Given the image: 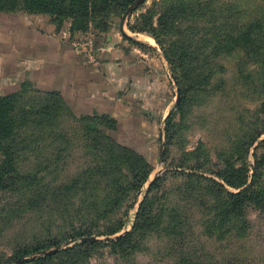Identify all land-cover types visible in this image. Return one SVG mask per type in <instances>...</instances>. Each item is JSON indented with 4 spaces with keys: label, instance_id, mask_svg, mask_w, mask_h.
Here are the masks:
<instances>
[{
    "label": "rangeland",
    "instance_id": "374dc122",
    "mask_svg": "<svg viewBox=\"0 0 264 264\" xmlns=\"http://www.w3.org/2000/svg\"><path fill=\"white\" fill-rule=\"evenodd\" d=\"M152 2L134 0L126 10L111 9L107 31L91 25L87 31L74 34L69 30L70 20L56 28L47 13L0 11V94L19 91L23 82L29 88L18 105L23 111L17 114L21 121L24 116L29 117L16 127L14 135L4 140L16 152L17 168L29 176L0 190V264H176V252L170 251L169 235L163 231L171 223L169 217L181 226L191 248L202 249L203 260L251 259L257 264L264 261L263 210L253 203L244 209L249 237L238 243H245L250 254L242 252L227 235L222 240L206 236L215 227H207L208 212H201V205L194 203L204 200L205 194L195 188L200 176L219 179L212 171L221 167L223 150H232L240 140L247 141L256 133L261 135L249 146L245 162L250 169L256 164L263 171L264 181L261 57H249L245 66L239 65L241 61L235 57L219 58L224 66L213 67L214 73L206 83L183 81L186 99L179 105L181 83L175 73L180 74L182 68L171 51V60L167 59L157 40L167 48L173 36L163 35L158 29L131 28ZM156 19L155 14L154 26ZM59 43L67 46L59 51ZM75 52L83 63L63 75L62 66ZM44 57L47 61L38 64V59ZM89 67L97 70L98 75L85 71ZM195 71L196 68L190 75ZM119 72L124 75L120 82L116 80ZM132 72L135 81L130 76ZM71 77L73 84L69 83ZM97 90V96L108 94L104 99H96L93 92ZM52 91L58 93L73 114L107 117V123L114 126L103 127L109 136L105 139L107 146H124L146 159L151 167L142 187L137 191L127 188L118 194L120 200L110 211L104 210L100 200L109 196L120 172L103 170L102 166L108 167L110 161L96 166L90 163L83 146L70 147V140L59 137V119L55 121L57 127L30 119L31 106ZM74 101L85 107L84 112L79 107L75 109ZM170 114L172 120L166 125ZM60 121L62 127H68L66 115ZM98 154L104 159L108 156ZM118 166L128 177V169L122 164ZM92 170L93 174L86 175ZM155 182L156 186H152ZM141 208L146 209L148 221L131 236L127 249L112 247L110 241L133 229ZM163 210L167 217L161 222ZM119 222L123 223L122 228L109 234ZM143 228L146 232L141 231ZM78 231L83 234L14 256L19 246L31 248ZM93 242L103 245L74 253V259L68 258L72 251H64ZM47 255L45 261L38 260Z\"/></svg>",
    "mask_w": 264,
    "mask_h": 264
},
{
    "label": "trees",
    "instance_id": "16d2710c",
    "mask_svg": "<svg viewBox=\"0 0 264 264\" xmlns=\"http://www.w3.org/2000/svg\"><path fill=\"white\" fill-rule=\"evenodd\" d=\"M133 1L0 0V11L22 9L47 13L56 28H59L65 20H70L69 30L71 34H74L87 31L91 25L101 31H107L109 28V11L113 8L126 10ZM155 14L157 16L156 26L153 25ZM131 28L134 31L146 30L147 28L158 29L163 35L173 36L167 48L164 47L160 39L157 40L163 47L162 52L167 59L171 60L169 53L171 51L175 56V61L182 68L180 74L175 73V78L181 83L179 105H182L186 99V94L182 88L183 81L187 83L190 79L194 83L197 81L206 83L205 80H209L211 74L214 73L213 67L217 66L221 69L224 66L218 62L219 58L228 60L235 57L240 59L239 65L245 66L244 64L249 61V57H261L260 64L264 65V0H153L151 6L139 15ZM154 34L158 38V32ZM245 58H247L246 61ZM252 61L256 62L254 59ZM195 68V73L190 75V72ZM22 84L23 86L19 91L0 94V190L13 183L27 180L29 176L17 168L14 148L4 143V140L14 135L16 127L29 117V115L24 116L23 121L17 117V114L23 111V108L18 106L20 100L24 93L29 91L26 86L27 83L23 82ZM262 87L264 90V84ZM40 99L41 101L29 109L30 119H39L37 122L40 124L49 122L54 127L58 126L55 121L59 119V137L70 140L72 142L70 147L83 146L85 156L90 163L96 166L102 164V161L104 164L110 161L108 167L102 166L103 170L109 172L113 169V171L118 170L120 172L121 176L112 183L114 189L110 190L109 196L107 195L100 200L101 203L103 202L104 210L110 211L112 206L120 200L118 194L127 188L137 191L142 187L151 167L146 159L124 146H107L108 143H105V139H108L109 136L103 127H114L112 122L107 123V117L97 114H73L69 107L62 103L56 91L45 93ZM260 104H264V99ZM33 106L35 109L32 108ZM37 115H39L38 118L35 117ZM65 115L68 127H62L60 121ZM171 120L170 114L167 117L166 125L170 124ZM260 135L261 133L250 135L252 137L249 136L247 141L240 140L232 150H223L224 158L221 167L212 171L219 179L200 176L201 180L197 181L195 186L201 194L205 195L204 200H197L194 203L201 205L199 208L201 212L203 210L208 212L206 221L209 223L207 227L209 229L215 227L206 236L213 235L214 239L222 240L227 235V239L233 238L235 244L240 246L244 253L245 251L251 252L245 243H238L249 237L244 209L247 204L253 203L257 208L264 211L263 171L258 169L256 164L250 169L245 162V155L249 146ZM77 140H82L83 143H77ZM99 152H103L104 155L107 154V158L104 159L103 155L98 156ZM66 157L68 158L66 155L63 156V158ZM119 163L128 169V177L121 173L122 169H119ZM93 172L94 170L86 175H91ZM122 182L126 183L123 184ZM156 184L157 182L152 186H156ZM226 186L238 190H229ZM162 212L161 222L166 216L165 210ZM143 213L146 215L142 216ZM137 217L140 219L135 222L131 231L109 242L112 247L119 246L127 249L131 236L149 219L146 209L143 210L142 208ZM169 219L171 223L163 228V231L165 230L166 234L169 235L167 242L170 251L176 252L178 258L176 264H257L253 263L251 259H248L249 262H238V259L232 258L203 260L202 249L199 251V248H191L192 243L181 232V226L173 217H169ZM122 225L123 223L119 222L109 234L120 230ZM205 229L206 227L204 231ZM141 231L146 232V228ZM82 234L83 231L67 233L65 237L53 238L31 248L19 246L15 249L14 256L17 258ZM100 245L103 243H86L78 245L79 247L67 248L64 251H72L68 258L74 259V253L80 254V251L85 252ZM48 257L49 255L38 260L45 261ZM240 257L243 258L241 255ZM258 264H264V261Z\"/></svg>",
    "mask_w": 264,
    "mask_h": 264
},
{
    "label": "crops",
    "instance_id": "0c3cea01",
    "mask_svg": "<svg viewBox=\"0 0 264 264\" xmlns=\"http://www.w3.org/2000/svg\"><path fill=\"white\" fill-rule=\"evenodd\" d=\"M54 25V24H53ZM54 27H55V25H54ZM69 37H72L71 35L69 36ZM63 45H64V47L65 46H67V44H61V43H59V51H61L62 50V48H63ZM78 53H76L75 52V55H72V57H71V60H69V62L67 63V64H65L64 65V68H63V66H62V72H63V75H66V73H69V70H72V69H74L75 70V68H77V66L79 65V64H81V63H83L82 61H81V59H80V57L77 55ZM47 61V57H44V58H39L38 59V64H44L45 62ZM27 62H30V61H24V63H27ZM66 66V67H65ZM110 67V66H109ZM112 68V67H111ZM85 69V71H87V72H91V75H98V72H97V70H91V68L89 67V71H88V69L87 68H84ZM74 70L72 71V72H74ZM91 70V71H90ZM72 72L70 73V74H72ZM103 73H101V76H100V79L102 80V79H104V77H103V75H102ZM124 74H127V76H129V74L128 73H124ZM14 76H17V72H16V74L14 75ZM61 76V75H60ZM118 77H119V79H116V80H118L119 82L121 81V79H122V77L124 76V75H121V72H119V75H117ZM130 76H132V78L134 79L133 81H135L136 79H135V75H134V73L132 72V74L130 75ZM66 77H67V80H68V76H65V79H66ZM14 78V77H13ZM76 78V77H75ZM74 78L73 77H71V80L69 81V83H71V84H73L74 82ZM120 84V83H119ZM57 89H61V87H59V88H57ZM98 92L100 93V91L99 90H97V91H94L93 93L94 94H96L94 97L96 98V99H104V97H105V95L106 94H108V92H101V93H104L105 95H100V96H97V94H98ZM73 106L75 107V109H77L78 107H79V105H77L76 103H75V101L73 102ZM80 108H81V110H80ZM83 108H85V107H79V110H80V112H84V110H83ZM83 110V111H82Z\"/></svg>",
    "mask_w": 264,
    "mask_h": 264
},
{
    "label": "water",
    "instance_id": "95a60500",
    "mask_svg": "<svg viewBox=\"0 0 264 264\" xmlns=\"http://www.w3.org/2000/svg\"><path fill=\"white\" fill-rule=\"evenodd\" d=\"M130 8H132V6H131ZM130 8H129V9H130Z\"/></svg>",
    "mask_w": 264,
    "mask_h": 264
}]
</instances>
